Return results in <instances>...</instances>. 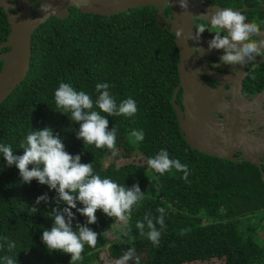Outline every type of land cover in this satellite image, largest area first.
I'll return each mask as SVG.
<instances>
[{
    "label": "trees",
    "instance_id": "trees-1",
    "mask_svg": "<svg viewBox=\"0 0 264 264\" xmlns=\"http://www.w3.org/2000/svg\"><path fill=\"white\" fill-rule=\"evenodd\" d=\"M176 61L172 34L156 25L149 6L109 16L72 8L66 18L50 17L33 32L27 73L0 102V144L22 155L23 137L48 126L68 153L92 163L95 174L126 187L138 184L144 193L126 223L98 210L96 223L87 225L100 234L97 244L85 245L82 258L73 264H114L129 248L134 257L128 264H137V258L138 264H264V238L256 236L258 229L264 231V180L247 161L219 159L186 144L171 102ZM61 82L94 100L95 85L108 83L117 104L135 101L137 111L130 117L101 113L109 120V130H117L115 150L77 139L79 124L55 104ZM134 130L143 132L142 142L131 136ZM161 149L187 165V180L182 171L161 175L148 167L147 160ZM111 151H116L119 164H103ZM45 193L50 203L36 205ZM55 195L36 180L23 183L19 170L7 166L0 154V264L4 256L17 264H70L69 254L47 249L41 240L54 222ZM159 207L165 209L164 227L157 225L161 237L154 246L135 225L147 213L158 216ZM72 211L75 230L76 222L85 224L87 218ZM251 215H258L257 220L240 223ZM9 242L15 247L9 248Z\"/></svg>",
    "mask_w": 264,
    "mask_h": 264
},
{
    "label": "clouds",
    "instance_id": "clouds-1",
    "mask_svg": "<svg viewBox=\"0 0 264 264\" xmlns=\"http://www.w3.org/2000/svg\"><path fill=\"white\" fill-rule=\"evenodd\" d=\"M178 5L185 12L189 9L188 0H178ZM200 17L205 23L196 24L195 35L190 38L199 41L206 30L215 33L208 41V51H221L220 59L223 64H245L255 56H264V35L261 34V27L255 22H249L242 11L234 10L232 7L216 8L215 11L202 13ZM181 34V31L176 32L177 37ZM253 36L259 38L253 39ZM199 52L202 53L203 49L199 48ZM109 87L108 83H97L95 85L97 96L94 100L84 91H77L70 84L61 82L54 92V100L57 108L64 110L61 113L66 115L70 113V120L79 124L76 136L84 145L115 150L117 130L115 127L109 130V120L101 113H106L107 116L130 117L136 113L137 107L131 98L117 104ZM131 136L136 142L144 140L142 131L134 130ZM19 148L23 154L15 155L10 145L0 144V154L7 166L14 165L19 170L23 183L36 180L56 193L54 198L56 207L51 209L54 222L50 229L43 230L41 240L47 249L69 254L70 264L82 258L85 245L92 248L96 246L100 234L87 225L96 223L98 210L108 217L126 223L133 206L143 198L144 193L138 184L126 187L111 178H102L95 174L92 163H82L79 154L68 153L62 139L59 135H54L48 126L30 130L20 141ZM147 165L161 175L172 169L182 171L183 178L187 180V165L181 163L179 159H171L164 149L150 157ZM41 202L50 203L47 193L36 198V205ZM78 203L82 207H77ZM60 205L66 206L61 208ZM33 209L36 211L35 206ZM73 209L87 218L85 224L76 222L75 230ZM156 211L159 213L158 216L153 217L151 213H147L144 221L135 225L141 234H146L154 246L160 243L161 231L157 225L164 227L165 209L159 207ZM145 227L148 229L146 233ZM8 247L14 248L15 243L9 242ZM133 257L134 249L129 248L114 261V264H128ZM3 261L4 264H17L14 258L8 256H4Z\"/></svg>",
    "mask_w": 264,
    "mask_h": 264
},
{
    "label": "water",
    "instance_id": "water-1",
    "mask_svg": "<svg viewBox=\"0 0 264 264\" xmlns=\"http://www.w3.org/2000/svg\"><path fill=\"white\" fill-rule=\"evenodd\" d=\"M29 1L31 0H16L17 4H10L8 0H0V7L6 12L9 24L7 37L0 44V47L3 45L9 47V50L0 56V60L3 61L0 69V102L24 79L29 68L32 34L48 17L66 18L69 16L70 7L81 13L109 16L131 8L149 6L155 10L157 26L164 27L162 22L169 25L178 51L176 64L178 83L173 90L171 102L179 131L186 144L202 154L228 161H233L230 155L237 150L242 153V159L239 161L259 165L258 154L264 150V142L246 140L243 136L245 131H242L240 126L246 123L249 117L246 111L256 98H260L263 91L248 99L240 92L242 81L235 88L231 84H226L229 89H222V86L214 89L197 75L199 67L192 52L193 40L190 38L195 35L192 30L195 22L192 18L204 21L200 15L209 10L200 0H188L187 12L179 7L178 0H39L40 6L32 16ZM19 5L22 8L16 13L9 11L10 7ZM212 6L214 10L222 8ZM166 9L169 10V17L163 16ZM251 22L257 23L254 20ZM177 31L182 32L181 36L177 37ZM261 31L264 33V30ZM201 37L206 41L212 39L208 36ZM212 72L211 70L209 73L212 79H215ZM179 86L182 108L175 101ZM218 90L230 93L229 102L225 103L230 105V111L228 108L225 112L217 109L215 102L219 97H223ZM227 99L228 97L224 98L223 102ZM219 114L221 119L218 117ZM244 140L247 142L242 144ZM261 179L264 180V176Z\"/></svg>",
    "mask_w": 264,
    "mask_h": 264
},
{
    "label": "flooded vegetation",
    "instance_id": "flooded-vegetation-1",
    "mask_svg": "<svg viewBox=\"0 0 264 264\" xmlns=\"http://www.w3.org/2000/svg\"><path fill=\"white\" fill-rule=\"evenodd\" d=\"M202 5H205L209 10V12L215 11L212 8V5L218 7H232L234 10L242 11L249 22L252 20L256 21L258 25H260L261 30H264V0H200ZM10 4H17L16 0H8ZM29 7L32 8L31 16L36 12L38 7L40 6L39 0H31L28 2ZM22 6H14L10 7L9 11L16 13ZM73 7H70L69 11L71 13ZM212 8V9H211ZM69 13V14H70ZM169 13L163 11V16L169 17ZM53 17V16H50ZM48 17L46 20H49ZM58 19V18H57ZM196 24L205 23V21L198 20L196 18H192ZM45 20V21H46ZM45 21L43 23H45ZM42 23V24H43ZM41 25V24H40ZM194 24L192 25V30L194 31ZM163 28H166L169 33V25L162 22ZM39 27V26H38ZM216 31V30H213ZM9 32V24L7 23V14L6 12L0 7V44L5 41L7 34ZM195 33V32H194ZM264 35V33H261ZM215 35L209 31H205L201 36H208L212 37ZM199 41H192L191 47L192 52L196 57V63L198 65L199 75L201 78L205 80V82L211 88H218L222 86L223 88L229 89L228 85L231 84L233 88L237 86L238 83L242 81V86L240 89L241 94L248 98L252 99L258 92L263 91L260 95V98H256L254 103L248 108L246 113H248V119L246 120L245 124L240 126L242 131H245L243 134L246 140L256 141L257 143L264 142V56H255L253 59L249 60L245 64H237V65H225L221 62V55L222 52L218 50L208 51V41L202 39ZM253 39H258L259 37L253 36ZM173 40V36H172ZM174 43V41H173ZM197 49H196V48ZM174 48L177 51L174 43ZM199 48L203 49V52H199ZM9 50V47L3 45L0 47V56L5 54ZM206 63H205V61ZM177 61H178V51H177ZM177 61L175 62L177 64ZM3 61L0 60V69L2 67ZM213 71L215 79H212L210 75V71ZM208 71V72H206ZM219 80V81H218ZM229 81V83H227ZM173 87L172 90L177 86ZM174 92V91H173ZM223 97H219V99L215 102L217 109L220 112L227 111L226 108L230 109L229 104H225L229 102L230 93L226 94L222 90H218ZM173 95V94H172ZM178 95V96H177ZM181 87L179 86L178 92L175 97V101L177 104L182 108L181 105ZM228 97L227 101L223 102V99ZM221 119V114L218 115ZM177 120V118H176ZM178 122V121H177ZM221 125V124H220ZM229 127V125L227 124ZM242 141V144L246 143L247 141ZM230 157L233 161H238L242 159V153L239 151H233ZM258 160L260 161L259 165L256 166L260 171L261 177L264 176V150H262L258 154ZM248 162V161H247Z\"/></svg>",
    "mask_w": 264,
    "mask_h": 264
},
{
    "label": "rangeland",
    "instance_id": "rangeland-1",
    "mask_svg": "<svg viewBox=\"0 0 264 264\" xmlns=\"http://www.w3.org/2000/svg\"><path fill=\"white\" fill-rule=\"evenodd\" d=\"M139 157V156H138ZM137 157V158H138ZM136 160V159H135ZM139 160V159H138ZM107 161L109 162V161H113V162H115V164L117 165V164H119L121 161H120V158L119 157H117V155H116V151H111V152H109V154L106 156V158H105V161H103V164H106L107 163ZM136 163H138V161L136 162ZM139 163H142V157H141V159L139 160ZM257 218H258V215H251V216H248V217H245V218H243L242 219V221L240 222V223H242V224H244V223H246V222H254L255 220H257ZM256 236L258 237V238H264V231H262V230H257V232H256Z\"/></svg>",
    "mask_w": 264,
    "mask_h": 264
}]
</instances>
